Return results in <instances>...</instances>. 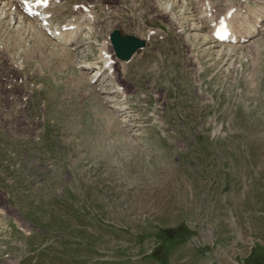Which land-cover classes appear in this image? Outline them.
I'll return each instance as SVG.
<instances>
[{"label": "rangeland", "instance_id": "rangeland-1", "mask_svg": "<svg viewBox=\"0 0 264 264\" xmlns=\"http://www.w3.org/2000/svg\"><path fill=\"white\" fill-rule=\"evenodd\" d=\"M98 1L49 10L73 45L0 21V264H264V0L227 1L243 47L201 3Z\"/></svg>", "mask_w": 264, "mask_h": 264}, {"label": "bare ground", "instance_id": "bare-ground-1", "mask_svg": "<svg viewBox=\"0 0 264 264\" xmlns=\"http://www.w3.org/2000/svg\"><path fill=\"white\" fill-rule=\"evenodd\" d=\"M98 1V0H95ZM226 4V8L224 9L222 14L214 15V5L210 0H191L195 4L201 3L203 8L199 17L201 18V30L205 29V25H208L211 32V40L213 39L216 43L215 32L216 29L220 25L225 26V31L229 33L227 38V44L233 45L235 47H243V44L248 43L250 39H252L258 30V26L260 25H251L250 22L246 21L240 22L237 15L232 14L231 9H227V1L224 0ZM99 2V1H98ZM212 4V5H211ZM1 6V14L0 21L8 20L9 24L13 22V26L15 29H19L17 34H31L30 30L32 22H37L39 29L42 30L43 36L50 37L54 39L57 43L73 45L74 40L77 39V35L72 31L75 30V25L73 27H62V29H58L55 27H51L50 25V9L56 7V0H0ZM168 10L165 8V12ZM256 17V16H255ZM246 19V18H245ZM244 20V19H242ZM258 23L264 22V12L262 16H257L255 19ZM204 26V27H203ZM248 29L245 30V28ZM71 28V29H70ZM29 30V31H28ZM40 30V31H41ZM200 30V29H198ZM70 31V32H67ZM209 37V36H206ZM204 41L205 36L203 35ZM203 43V42H202ZM222 45V44H221ZM106 56V54H105ZM108 58H103V62H108ZM84 68H91L89 65ZM101 68V67H100ZM105 68L107 70L110 69V64L106 63ZM101 70V69H100ZM102 71V70H101ZM3 214V213H2Z\"/></svg>", "mask_w": 264, "mask_h": 264}, {"label": "water", "instance_id": "water-1", "mask_svg": "<svg viewBox=\"0 0 264 264\" xmlns=\"http://www.w3.org/2000/svg\"><path fill=\"white\" fill-rule=\"evenodd\" d=\"M110 43L119 61H128L137 51L145 46V42L132 36L121 35L117 30L110 33Z\"/></svg>", "mask_w": 264, "mask_h": 264}]
</instances>
